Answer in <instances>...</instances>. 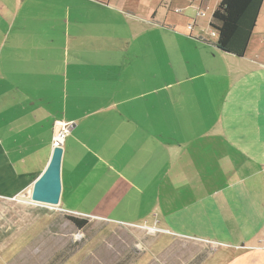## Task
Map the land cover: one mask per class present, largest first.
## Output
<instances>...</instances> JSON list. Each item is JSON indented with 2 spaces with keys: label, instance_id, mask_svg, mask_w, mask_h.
Here are the masks:
<instances>
[{
  "label": "crops",
  "instance_id": "crops-1",
  "mask_svg": "<svg viewBox=\"0 0 264 264\" xmlns=\"http://www.w3.org/2000/svg\"><path fill=\"white\" fill-rule=\"evenodd\" d=\"M141 7L0 0V196L33 189L64 122L65 212L264 264V2L243 58Z\"/></svg>",
  "mask_w": 264,
  "mask_h": 264
},
{
  "label": "rangeland",
  "instance_id": "rangeland-1",
  "mask_svg": "<svg viewBox=\"0 0 264 264\" xmlns=\"http://www.w3.org/2000/svg\"><path fill=\"white\" fill-rule=\"evenodd\" d=\"M120 1L136 11L149 4L159 20L164 13L175 19H194L201 9L205 17L198 24L211 35L208 22L222 0ZM31 192L28 188L10 197L0 196V264H214L217 250L213 246L181 239L160 242L164 235L149 227L86 219L87 225L80 230L70 220L78 217L60 205L32 202Z\"/></svg>",
  "mask_w": 264,
  "mask_h": 264
},
{
  "label": "trees",
  "instance_id": "trees-1",
  "mask_svg": "<svg viewBox=\"0 0 264 264\" xmlns=\"http://www.w3.org/2000/svg\"><path fill=\"white\" fill-rule=\"evenodd\" d=\"M264 0H222L210 22L217 37L216 47L223 53L243 58L257 26ZM72 224L82 230L86 219L71 218Z\"/></svg>",
  "mask_w": 264,
  "mask_h": 264
},
{
  "label": "water",
  "instance_id": "water-1",
  "mask_svg": "<svg viewBox=\"0 0 264 264\" xmlns=\"http://www.w3.org/2000/svg\"><path fill=\"white\" fill-rule=\"evenodd\" d=\"M214 31V30H213ZM63 147H55L44 172L36 180L31 192V201L47 206H59L62 195V159Z\"/></svg>",
  "mask_w": 264,
  "mask_h": 264
},
{
  "label": "built area",
  "instance_id": "built-area-1",
  "mask_svg": "<svg viewBox=\"0 0 264 264\" xmlns=\"http://www.w3.org/2000/svg\"><path fill=\"white\" fill-rule=\"evenodd\" d=\"M200 1V0H195ZM176 13H181L180 10H177ZM205 13L202 10L197 11L194 19H191L190 23L187 25V34L190 35L193 29L196 26L197 20L199 18H204ZM213 35L215 32L213 31ZM71 127L66 125L64 122L56 123L54 126V137H53V149L55 147H63L66 137L69 135Z\"/></svg>",
  "mask_w": 264,
  "mask_h": 264
}]
</instances>
